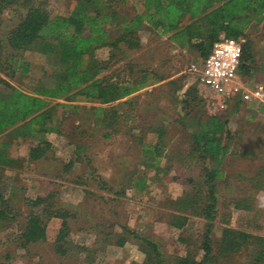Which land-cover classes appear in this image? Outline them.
Returning <instances> with one entry per match:
<instances>
[{
    "label": "rangeland",
    "instance_id": "obj_1",
    "mask_svg": "<svg viewBox=\"0 0 264 264\" xmlns=\"http://www.w3.org/2000/svg\"><path fill=\"white\" fill-rule=\"evenodd\" d=\"M47 2L52 16H69L79 5L78 0ZM112 4L105 8L111 14L106 26L115 40L123 22L143 12V0H113ZM15 6L0 14L4 38L25 14L24 8ZM136 33L140 46L129 49L121 43L108 69L98 77L122 86L140 85L145 78V87L110 103L56 99L50 107V130L20 133L16 127L0 135V150L6 162H12L0 169V189L9 201L11 216H16L0 221V264H143L146 255L140 241L126 236V229L158 243L169 260L200 254L208 220L196 213L200 210L193 213L188 204L197 193L195 208L200 209L208 192L203 184L207 161L193 149L191 137L193 118L199 112L227 116L233 133L231 153L224 156L223 174L217 180L219 203L211 227L214 247L227 227L264 237V114L260 110L264 96L247 101L238 95L230 97L225 108L208 106L198 80L204 60L201 52L194 46H177L169 39L171 33L160 34L147 22ZM240 39L250 44L253 55L250 69L240 73L242 84L251 90L262 88L264 93V18L260 22L254 18ZM109 54L107 46L96 50L100 58ZM21 56L31 63L30 72H17L11 78L14 60L4 55L2 78L17 86L52 82L58 66L55 56L37 48ZM189 91L199 103L185 108ZM97 105L102 108L97 110ZM45 143L50 144L45 156L32 159L31 148ZM161 146L164 151L158 156ZM142 174H146L145 189L130 182ZM38 195L48 196L55 208L69 212L65 253L56 250L61 218L46 220L45 240L28 247L17 243L30 213L28 200ZM186 196L187 201L179 203ZM185 204L189 210L183 212L180 208ZM181 213L188 214V221L178 229L170 219ZM261 248L249 243L238 252L221 255L220 264H264Z\"/></svg>",
    "mask_w": 264,
    "mask_h": 264
},
{
    "label": "trees",
    "instance_id": "obj_2",
    "mask_svg": "<svg viewBox=\"0 0 264 264\" xmlns=\"http://www.w3.org/2000/svg\"><path fill=\"white\" fill-rule=\"evenodd\" d=\"M45 1L36 4L33 0H0V14L16 7L15 5L25 10L23 17L9 30L5 38L0 31V73L4 70L2 65L4 55H7L8 60H14L11 78L15 77L17 72L29 73L31 63L25 60L21 53L36 48L49 56H55V63L58 65L51 76L50 84L47 82L38 86H17L0 76V85L4 84L3 88L0 86V135L16 127L20 133H44L50 130L52 128L49 123L50 107L56 99L66 97V100L82 99L110 103L129 96L140 87H145L147 85L145 78H142L140 85L122 86L114 80L108 81L98 77L108 69L116 55L115 52L121 49V43L129 49L140 46L136 30L144 22L153 24L160 30V34L171 33L169 39L179 47H196L205 59L221 35L241 38L246 36L247 28L254 18L257 22L264 18V0H143V12L133 15L129 22L124 21L118 30L119 36L114 40L110 38V31L106 26L111 14L105 11L107 6L113 5V0H78L76 11L69 16H52L48 7L49 2ZM114 16L116 18L115 11ZM185 18H189L190 21L184 23ZM103 46L110 47L108 58L96 56V50ZM252 57V47L248 43H243L239 74L250 69L248 62ZM186 96V100L183 101L185 108L199 103L196 102L197 96L193 95L192 91ZM238 99L236 104L240 106L242 102ZM101 108L100 105L96 106L97 110ZM260 110L264 114V102L260 103ZM234 111L237 112V109ZM106 117L107 113L102 120L105 121ZM193 120L194 132L191 135L193 149L199 151L200 157L207 161L204 162L206 175L203 180L208 191L205 202L200 209L195 208L199 199L197 193L188 202L193 213L200 210L196 213L208 220L200 254L190 253L169 260L163 255L158 243L151 238L129 229H126V236L131 234L139 239L140 247L146 255L143 264H220L221 255L238 252L253 242L262 247L259 254L263 258L264 237L235 228H225L220 244L217 248L214 247L211 227L219 203L217 180L223 174L220 165L224 156L231 153L229 141L233 133L229 127V118L220 113L204 115L203 112H199ZM7 145L5 143L2 146ZM49 145L45 143L32 147L30 157L32 159L44 157ZM163 151L164 147L161 146L156 152L160 156ZM149 152L147 150L146 153ZM6 160L5 152L0 150V169L12 164ZM148 165H151L150 162ZM159 170L158 168L157 171ZM130 182L135 187L145 189L146 174L131 178ZM3 190L0 189L1 222L16 217L10 214V204ZM187 198V196L181 198L179 203L186 202ZM28 203L31 209L17 236L18 245L28 247L45 240L46 220L61 218L63 222L56 238V250L61 253L67 252L65 244L68 242L69 212L55 208L48 196L38 195L36 198H30ZM188 204L180 209L183 212L188 211ZM236 205L240 206L241 203ZM182 213L175 214L170 219V224L178 229L183 228L188 221V214ZM124 240L122 238L118 243L122 245Z\"/></svg>",
    "mask_w": 264,
    "mask_h": 264
},
{
    "label": "built area",
    "instance_id": "obj_3",
    "mask_svg": "<svg viewBox=\"0 0 264 264\" xmlns=\"http://www.w3.org/2000/svg\"><path fill=\"white\" fill-rule=\"evenodd\" d=\"M242 51L243 41L240 38L221 35L203 60L198 69V80L208 106L225 108L227 100L238 95L247 101L263 99L262 88L251 90L242 84L239 74Z\"/></svg>",
    "mask_w": 264,
    "mask_h": 264
}]
</instances>
